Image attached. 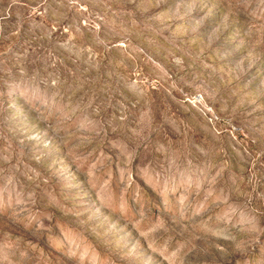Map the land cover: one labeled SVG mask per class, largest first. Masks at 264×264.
<instances>
[{
	"label": "rangeland",
	"instance_id": "1",
	"mask_svg": "<svg viewBox=\"0 0 264 264\" xmlns=\"http://www.w3.org/2000/svg\"><path fill=\"white\" fill-rule=\"evenodd\" d=\"M0 264H264V0H0Z\"/></svg>",
	"mask_w": 264,
	"mask_h": 264
}]
</instances>
